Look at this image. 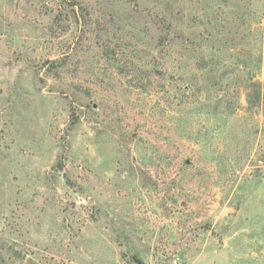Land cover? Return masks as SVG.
<instances>
[{
  "label": "rangeland",
  "instance_id": "obj_1",
  "mask_svg": "<svg viewBox=\"0 0 264 264\" xmlns=\"http://www.w3.org/2000/svg\"><path fill=\"white\" fill-rule=\"evenodd\" d=\"M264 264V0H0V264Z\"/></svg>",
  "mask_w": 264,
  "mask_h": 264
},
{
  "label": "trees",
  "instance_id": "obj_2",
  "mask_svg": "<svg viewBox=\"0 0 264 264\" xmlns=\"http://www.w3.org/2000/svg\"><path fill=\"white\" fill-rule=\"evenodd\" d=\"M135 261L138 263V264H144L143 261H141L139 258L135 257Z\"/></svg>",
  "mask_w": 264,
  "mask_h": 264
},
{
  "label": "built area",
  "instance_id": "obj_3",
  "mask_svg": "<svg viewBox=\"0 0 264 264\" xmlns=\"http://www.w3.org/2000/svg\"><path fill=\"white\" fill-rule=\"evenodd\" d=\"M174 262H175V264H178V260H175Z\"/></svg>",
  "mask_w": 264,
  "mask_h": 264
}]
</instances>
